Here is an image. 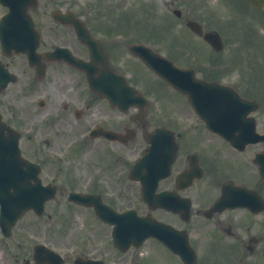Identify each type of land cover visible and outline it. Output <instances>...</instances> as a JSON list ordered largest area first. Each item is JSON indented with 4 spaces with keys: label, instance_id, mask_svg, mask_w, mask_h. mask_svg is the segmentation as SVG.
Segmentation results:
<instances>
[{
    "label": "flooded vegetation",
    "instance_id": "af4514ba",
    "mask_svg": "<svg viewBox=\"0 0 264 264\" xmlns=\"http://www.w3.org/2000/svg\"><path fill=\"white\" fill-rule=\"evenodd\" d=\"M128 1L38 0L32 15L41 32L39 51L42 55L55 52L61 61L50 60L46 75L38 80L25 56H16L9 63L4 60L0 73L2 121L19 134L22 156L38 165L41 182L57 191L42 216L27 215L34 224L39 223V232L33 234L39 236L40 244L60 257L45 254L37 263V243L22 234V240L9 247L3 264H264V142L238 150L208 131L198 118L197 123L184 120L189 126L181 127L185 112L170 97L162 115L152 102L142 113L139 108L135 112L113 108L108 99L90 90L81 71L66 62L72 54L90 63L96 51L105 56L110 69L135 71L127 51L133 43L142 42L128 43L131 37L122 31L116 16ZM160 1L168 6V0ZM154 2L134 3L152 7ZM205 4L190 1L185 22L201 23L199 7L205 8ZM4 11L0 5V14ZM78 21L97 44L89 46L79 40L74 24ZM145 40L155 52L165 54L170 37L148 35ZM227 69L205 71L204 76L230 83L245 98L258 102L257 111L239 122L234 133H250L247 119L252 117L264 134V81L248 79L245 69L236 74ZM143 71L147 72L142 82L149 97L158 100L155 76L146 68ZM8 72L17 75L16 83L7 84ZM171 108L177 111L170 112ZM160 127L176 134L173 141L179 150L169 175L158 182L155 192L150 188L151 207L143 200L142 183L126 174V156H140L149 146L146 132ZM110 133L116 136L110 137ZM5 139L0 135L1 146ZM71 194L82 197L71 200ZM104 206L119 212L135 209L140 216H150L166 227L157 231V237L167 239L177 250L152 239L143 248L132 250L131 246L122 252L114 242V228L98 214ZM30 225L33 227L32 220L28 229Z\"/></svg>",
    "mask_w": 264,
    "mask_h": 264
},
{
    "label": "water",
    "instance_id": "95a60500",
    "mask_svg": "<svg viewBox=\"0 0 264 264\" xmlns=\"http://www.w3.org/2000/svg\"><path fill=\"white\" fill-rule=\"evenodd\" d=\"M252 4L258 5L264 8V0H249ZM7 4V3H6ZM10 7V12L2 17L0 20V39L2 42L3 50L10 51L15 49L17 51L34 49L37 44V37L32 29V23L29 18H27L26 7L23 5H17L13 3L8 4ZM26 13V14H25ZM7 23H12L14 25H21L14 28H8ZM29 33L30 36H26ZM147 63L165 79L170 81V83L177 89L188 94L191 104L194 109L204 118L207 125L212 130H217L221 126L217 121L221 117L215 115L216 109L214 106L219 103L231 104L234 103V99L230 100H217V97H225L227 90H223L216 85H207L206 83L200 82L192 76L189 71L176 68L172 64L168 67L161 68L156 64V61ZM170 71V72H169ZM228 95V94H227ZM209 98H206V97ZM205 102H211L212 107H207L204 105ZM215 112V113H214ZM221 113V112H220ZM225 118V116H222ZM221 118V119H222ZM227 120V119H225ZM17 151V150H16ZM4 166L0 165V169ZM2 171L0 170V176ZM0 203L2 204V211L4 214H10L15 210L18 205V201L23 198V193H28L31 188H21L16 180L12 182L0 181ZM16 190L15 193H11V190ZM21 197V198H20ZM21 204L16 210L20 207ZM127 215L120 217L121 221H126ZM127 222V221H126ZM129 222V221H128ZM128 222L126 224H128ZM121 225V223H119ZM146 233V232H145Z\"/></svg>",
    "mask_w": 264,
    "mask_h": 264
},
{
    "label": "rangeland",
    "instance_id": "374dc122",
    "mask_svg": "<svg viewBox=\"0 0 264 264\" xmlns=\"http://www.w3.org/2000/svg\"><path fill=\"white\" fill-rule=\"evenodd\" d=\"M155 2V6L154 8H148V10L146 9H143L144 7H140L139 5L135 4V0H130L128 1L127 3H123L120 8H119V14L122 15V13H125L126 11H132L133 13V17L134 19H136V15L138 17H142L144 12H145V15L147 17H150V16H154L153 18V21H155V27L157 25V27H159L163 32H167L170 33L169 37H173L175 33H180V32H183V33H189L188 30H186L183 26L184 23H183V20H179L173 13V8H180L181 7V2L178 3L176 2L175 3V7L170 3V8H166L165 5H163L161 3L160 0H154ZM160 1V2H159ZM171 1V0H170ZM208 1L209 4L212 5V0H206ZM239 2L240 0H218V4L215 5V7L219 8L220 10L219 11V14L221 15L220 16V19H219V22H218V28L220 31H223V36H224V41L226 42V50L223 52L222 55H224L225 57H230L231 55L234 56V50L236 51L237 55L236 57H238L239 59L240 58V54L238 51L241 49L242 45H243V41L240 40V36H236L235 33H237L238 35V32L239 33H242V31L245 29L243 26H240V25H243L246 23V26H248V23H249V20L250 21L252 20L254 22V26H256L257 29H261V30H264L262 28V22H260L259 19H263L262 21H264V18H258L259 16V13L258 12H254L253 9L247 5H244L243 3L240 4V6L238 8L242 9L243 10V15H241V13L239 15H237V13H235L234 11H232L231 7H229V4L231 2ZM228 2V3H227ZM185 6L182 5L181 9L184 10ZM200 9V12L206 14L204 15L205 18H206V22L207 24L210 23V21L213 19L212 18V15L210 14V11L208 10L209 8H206V9H203L201 6L199 7ZM221 9H226L227 11L226 12H223L221 11ZM152 12V13H151ZM208 14H210V16H208ZM255 15H258L257 17H255ZM164 16H167V17H164ZM164 18H168L167 20H164ZM170 21V24H172V22L175 23V29L173 28L172 25V32H170L169 30H167L166 28L165 29H162V27L164 26L163 23L165 24H168L167 21ZM172 21V22H171ZM122 26L124 25L122 21H119ZM232 22H239V23H235L234 27L231 26V23ZM151 24V23H149ZM183 25V26H182ZM145 28H150L152 29V25L150 26H147V25H144ZM209 26H212V25H209ZM141 32H143L144 30H140ZM158 34V33H157ZM160 35L162 33H159ZM260 34L261 31H260ZM185 36V35H184ZM188 37V36H186ZM250 38V36H249ZM189 39V37H188ZM171 40V39H170ZM201 41L195 37H193V44H197L198 45V48L200 50H202V48H205L201 45L200 43ZM240 46V47H237V46ZM169 48V47H168ZM248 48H251L252 47H242V50L244 49H248ZM206 49V48H205ZM203 51V50H202ZM166 54L169 52L168 50L165 51ZM258 54L261 55L260 52H258ZM260 59L259 62L255 61L254 60V63L256 64H262L261 67L264 65V60H262V56H260ZM127 60L129 61V58H127ZM238 64H241V65H244L246 66L247 68H249V66L251 64H253V60H247L246 61V64L243 63L242 60H240L238 62ZM257 68H259L258 66H256ZM239 69H242L240 66L238 67ZM52 74L54 73L53 70H51ZM256 78L257 79H260V75L259 73L256 74ZM63 79V78H62ZM262 80V79H261ZM256 81V80H254ZM171 92V91H170ZM178 98L179 99V95L177 94H174L173 92H171L170 94V98ZM179 103V102H178ZM180 104V103H179ZM154 107H155V110L158 114L162 115L164 114V112L166 111L165 109H167L166 106H163L160 102H155L154 103ZM164 109H163V108ZM162 110L164 112H162ZM188 110V109H187ZM185 108L182 110L184 113V115H182L180 122H179V125L182 124L184 126L185 121H189V122H193V123H197V121L195 120V117L194 115L191 113L190 110L187 111ZM187 112V113H186ZM136 154H127V159H130L131 161L133 160L134 156ZM29 219V218H28ZM27 219V220H28ZM79 221L82 222L83 221V216L80 215L79 216ZM24 233V231H23Z\"/></svg>",
    "mask_w": 264,
    "mask_h": 264
},
{
    "label": "clouds",
    "instance_id": "9594fccd",
    "mask_svg": "<svg viewBox=\"0 0 264 264\" xmlns=\"http://www.w3.org/2000/svg\"><path fill=\"white\" fill-rule=\"evenodd\" d=\"M212 4H213V6L217 5L218 4V0H212ZM221 11L226 12L227 10L226 9H221ZM261 33L264 34V30H261Z\"/></svg>",
    "mask_w": 264,
    "mask_h": 264
}]
</instances>
